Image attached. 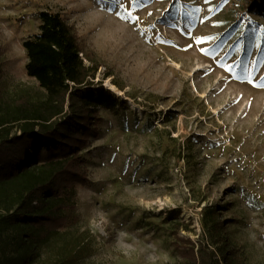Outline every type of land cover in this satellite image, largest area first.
<instances>
[{
	"label": "rangeland",
	"instance_id": "1",
	"mask_svg": "<svg viewBox=\"0 0 264 264\" xmlns=\"http://www.w3.org/2000/svg\"><path fill=\"white\" fill-rule=\"evenodd\" d=\"M137 2L0 0V96L42 93L23 43L60 13L100 63L90 88L125 102L81 150L85 262L177 264V238L210 242L214 209L245 264H264V16L246 0Z\"/></svg>",
	"mask_w": 264,
	"mask_h": 264
},
{
	"label": "trees",
	"instance_id": "2",
	"mask_svg": "<svg viewBox=\"0 0 264 264\" xmlns=\"http://www.w3.org/2000/svg\"><path fill=\"white\" fill-rule=\"evenodd\" d=\"M246 1L264 16V0ZM40 20L23 48L42 93L0 96V264H87L91 237L73 229L75 186L89 184L81 150L98 130L100 109L118 114L125 102L90 88L100 63L60 13L44 11ZM207 217L210 242L177 238V264H245L222 213Z\"/></svg>",
	"mask_w": 264,
	"mask_h": 264
},
{
	"label": "snow or ice",
	"instance_id": "3",
	"mask_svg": "<svg viewBox=\"0 0 264 264\" xmlns=\"http://www.w3.org/2000/svg\"><path fill=\"white\" fill-rule=\"evenodd\" d=\"M134 4H136L137 6H139L137 0H133ZM116 3L119 4L120 8L123 9L124 5L122 3V0H116ZM119 15V13H117ZM122 19H130L131 18V13L127 12V10L125 9V15L121 17Z\"/></svg>",
	"mask_w": 264,
	"mask_h": 264
}]
</instances>
